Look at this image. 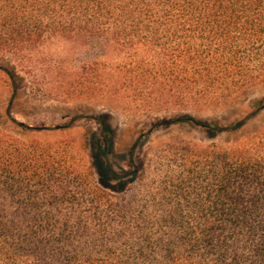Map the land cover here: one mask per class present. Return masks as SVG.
<instances>
[{"label":"trees","instance_id":"obj_1","mask_svg":"<svg viewBox=\"0 0 264 264\" xmlns=\"http://www.w3.org/2000/svg\"><path fill=\"white\" fill-rule=\"evenodd\" d=\"M0 71L19 130L0 126V264H264V137L240 139L264 99L233 122L204 116L264 86V0H0ZM22 75L161 116L127 153L110 115L92 143L50 142L79 119H14Z\"/></svg>","mask_w":264,"mask_h":264},{"label":"rangeland","instance_id":"obj_2","mask_svg":"<svg viewBox=\"0 0 264 264\" xmlns=\"http://www.w3.org/2000/svg\"><path fill=\"white\" fill-rule=\"evenodd\" d=\"M63 45H55L52 47V52L56 55L60 53L68 56L67 59L62 60L67 62L69 66H79L76 60V54L79 50ZM71 55V56H70ZM74 55V56H73ZM76 57V58H75ZM94 58V57H93ZM107 66L112 64L111 60L101 61ZM22 81L18 82L19 93L13 103L11 114L12 117L19 122L30 126L45 125L50 128H55L58 125H67L72 119L78 118L76 128L72 131L63 134L52 135L47 138L50 142L57 140H81L86 143H92L95 134H99L100 127L93 121V118L100 115H110L112 117L111 124L117 135V151L120 153H127L134 142L157 123V118L161 115H151L147 118H141V113L128 112L124 106H119L116 112L107 110L103 105L94 102H82L80 100H73L66 91L60 88H55L50 85L41 88H36L32 84V80L23 77ZM56 77V76H55ZM49 76L48 79H42V82L49 83L55 79ZM26 78V79H24ZM13 88L9 77L0 71V126L10 133L19 132V130L12 125L8 117H6V109L9 105ZM264 99V86L247 92L242 98L238 99L234 104L221 108L217 111L206 113L205 118H220L226 122H233L246 114L252 112L255 108L253 103L257 100ZM162 116H166L162 114ZM264 112L255 120L249 127V130L240 137L241 142L246 143L248 140H259L264 137ZM262 131V132H260ZM165 133H157L152 140V146H156L164 142L165 135L158 143V135ZM203 140V136H197ZM184 138V136H182ZM84 142V143H85ZM87 153L91 155V150L87 147Z\"/></svg>","mask_w":264,"mask_h":264}]
</instances>
